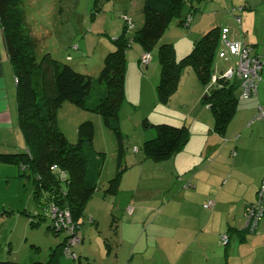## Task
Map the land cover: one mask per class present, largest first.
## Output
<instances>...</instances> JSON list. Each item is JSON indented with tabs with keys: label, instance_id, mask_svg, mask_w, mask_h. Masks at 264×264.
Returning <instances> with one entry per match:
<instances>
[{
	"label": "crops",
	"instance_id": "0c3cea01",
	"mask_svg": "<svg viewBox=\"0 0 264 264\" xmlns=\"http://www.w3.org/2000/svg\"><path fill=\"white\" fill-rule=\"evenodd\" d=\"M188 1L191 10L198 0ZM226 2L240 21L236 19V23L228 10V19L223 23H219L216 18H207L205 14L197 20L194 13L195 18L188 35L180 34L177 43L173 40L164 43H172L177 54L183 58L191 53L195 42L204 34L218 27L221 39L213 74H222L238 63L237 53L226 45L225 40L231 43L244 41L264 58V0ZM190 13L186 12L187 16ZM207 16L210 17V14ZM176 22L181 26L179 20ZM117 30L120 36L123 29ZM4 43L0 30V154L22 153L27 151V146L18 120L17 84ZM180 48L182 52H178ZM113 50L114 46L105 50L104 57ZM218 51L221 56L219 60H224L226 53L235 58L228 66L223 67L218 64ZM135 52L131 56L130 73H136L144 82L149 80L145 73L150 77L152 75L156 88L161 66L154 63L153 59L147 72L141 70L140 61L144 50L136 49ZM130 64L128 63L126 90ZM262 75L258 96L251 99L239 98L237 114L229 125L226 136L222 137L214 130L215 119L210 107L201 104L203 95L208 93L207 89L196 71L186 68L174 95L183 94L188 98L184 100V108L176 111L163 107L161 115L164 119L153 123H170V119H176L181 123L178 125H186L190 129L189 142L174 158L165 161L164 165H152L149 160L144 161L154 170L162 167V172L169 173L170 180L168 179L166 186L161 183L155 188L167 189L164 195L160 196L161 192L155 198L156 204H161L158 207L160 210L155 212L158 205L150 209L147 204L136 200L137 195L131 192L133 190L130 191L131 199L118 202L117 197L110 206L118 221L114 242L110 237L104 241L96 235L95 239L91 236V244L87 245L84 244L82 232L81 243L73 248L78 256L77 263L63 254L65 260L61 257L60 264H264V217L260 219L257 229L252 231L246 216L248 207L257 202L260 186L264 183V120L258 117L259 107H264V72ZM241 91L239 87L238 97ZM86 121L93 122L91 118ZM145 135L146 140H149L155 136V132L147 129ZM138 161L136 159L135 163ZM1 164L0 179L5 175L27 178L21 176L22 171L18 166L15 165L17 169L10 171L11 169ZM23 182L26 185L29 183L27 180ZM209 200L215 203L212 209L204 206ZM19 204L17 219L23 223L19 232L25 243L19 246L18 241L15 242L16 238H13L14 233L7 235L6 239L0 237L9 249H20L15 257L11 254L2 257L0 263H45L52 250L62 244L66 236L60 238L57 234L59 238L52 237L54 245L44 251L38 235L44 233L50 237L49 220L40 217L42 212L34 200L33 192L27 202L19 199ZM85 213L86 216L81 220V230L86 223L87 209ZM0 219L2 220V215ZM90 219L93 221L90 220L91 223L97 224L93 217ZM225 234L229 236L226 244L222 242V235ZM32 235L34 236L31 237ZM94 242L100 247L99 251L95 249ZM28 244L32 249L29 247L25 250L27 255L21 254V249ZM93 252H97L98 256L95 257Z\"/></svg>",
	"mask_w": 264,
	"mask_h": 264
},
{
	"label": "trees",
	"instance_id": "16d2710c",
	"mask_svg": "<svg viewBox=\"0 0 264 264\" xmlns=\"http://www.w3.org/2000/svg\"><path fill=\"white\" fill-rule=\"evenodd\" d=\"M188 2L145 0L143 26L131 39L126 24L123 33L114 39L116 47L107 55L100 76L94 79L49 56L38 61L37 40L27 32L25 0H0V30L14 69L18 120L27 146L26 152L0 154V162L18 166L21 176L32 180L33 197L42 212L40 217L50 220L49 230L55 234L62 232L53 229L54 222L50 216L53 208L69 210L76 229H80L87 205L100 188L105 160L95 150L92 121L80 125L76 143H72L59 128L58 112L65 103L101 115L105 125L115 131L119 142L118 174L105 192L117 194L126 152L121 110L126 103V54L130 42H138L145 53L157 50L161 66L156 88L158 104H167L178 91L187 66H192L203 86L209 88L221 39L220 28L204 34L195 42L191 53L181 59L177 58L172 43L160 45L173 21L179 20V24L184 26L188 17L186 12H191L194 17L195 11L190 10ZM239 87L238 80H222L208 91L207 98L203 100L214 116L215 132L222 137L226 136L237 114ZM143 125L155 132V136L143 144L146 159L157 163L168 161L189 142L190 129L186 125L153 124L149 119H144ZM65 236L64 242L52 250L47 262L31 264H60L68 240ZM0 264L21 263L6 261Z\"/></svg>",
	"mask_w": 264,
	"mask_h": 264
},
{
	"label": "rangeland",
	"instance_id": "374dc122",
	"mask_svg": "<svg viewBox=\"0 0 264 264\" xmlns=\"http://www.w3.org/2000/svg\"><path fill=\"white\" fill-rule=\"evenodd\" d=\"M220 1L225 2L220 3ZM144 5L145 0H25L27 32L37 40L38 48L36 54L38 61H42L46 56H49L51 59L68 64L77 72L89 75L95 79L100 76L105 65V59L109 54L104 57L103 53L113 46L114 48L116 47L114 45V39L119 37L120 34L117 29H123L124 31L127 19H130L133 26H129L127 32L129 37L133 39L137 30L143 26ZM188 7L190 8V6ZM226 10L230 11L235 21L237 18L233 15V9H230L226 0H198L193 7L197 20L201 15L205 14L207 18L218 19L219 23H223L224 20L228 19ZM208 14H210V17L207 16ZM176 21H173L169 25L160 45L165 41L172 42V40L177 43L182 33L188 35L192 27L185 25L179 26ZM4 45L6 46L5 43ZM136 49L143 50L138 42L132 40L127 51L129 55L127 56L126 54L127 69L128 63L130 64L133 58L131 56L136 54ZM219 51L218 64L223 67L228 66L235 57L226 53L224 60H219L221 57ZM178 52H182V48ZM176 55L178 59L182 58L177 52ZM153 59L154 63L160 65L157 50L153 52L151 63ZM140 67L141 70L147 72L148 67L142 65L141 61ZM188 67L194 69L192 66ZM130 70L131 64L128 70L126 103L121 112V129L124 135L126 152L124 157V170L120 177L117 194L105 192L109 187L110 181L118 174L119 142L115 131L105 125L101 115L89 113L75 105L73 106L71 103H65V106L63 105L58 112V126L72 143L78 141V129L80 125L86 122L88 118H91L95 126V150L105 157L99 181L100 188L89 201L87 205L88 214L85 220L86 223L83 226L84 229L79 230L80 237L84 235V244L87 243V245L91 244V236L95 239L97 235L104 239V241L107 237H110V240L113 239V242L116 239L118 221H116L114 214L111 212L110 206L113 205L117 197L118 202L123 201V199L128 200L131 199L132 193H134L137 195L136 200L147 204L150 209L158 205L155 208V212H157L160 210L158 207L161 204H156L155 198L159 197L161 192L162 194L160 196L164 195L167 191V189L155 190V188H157L158 184L161 185V183H164L163 186H166L169 173L162 172V167L154 170V168H150V166L144 163L146 158L143 151V144L146 141L145 133H147V129L144 127L143 121L144 119L150 118V122L153 123L164 119L161 115V110L164 109L163 107L180 111V109L184 108V100L188 98L183 96V94L182 96H179V94L174 96L176 92L167 104H158L156 88L160 79L155 88L152 75L150 77L145 73L149 80L144 82L136 73L132 75ZM151 89L152 92H150ZM204 95L203 97H205ZM203 97L201 104L210 107L203 102ZM70 107H73L75 110H72ZM169 122L161 124L182 126L178 125L181 123L176 121V119H170ZM136 159L139 160L138 163H135ZM146 160L153 163L152 165H164L166 163L162 162L161 164L151 159ZM1 165L11 169L10 171L17 169L12 164L2 163ZM143 165L145 166L143 167ZM142 173L143 177H141ZM3 177L0 179V200H2V209L0 210V217L2 215V220L0 219V237L6 239L7 235L14 233L13 238L14 240L16 238L15 242L18 241L20 246L24 242L19 232L23 223L17 219V208L20 206L19 199L27 202L28 198L31 197L33 183L28 177L23 178L12 175H5ZM23 180L29 181L28 185L24 184ZM169 192L167 196L171 193ZM131 210L130 208V212ZM21 213L26 214L25 212ZM8 215H10V218ZM91 217L96 220L97 224L91 223L93 222L90 219ZM82 232L84 233L83 235H81ZM50 233V237L44 233L38 235L41 244H43L44 249H42L44 251L54 245V237L59 238L53 231L50 230ZM59 235L61 236L60 238H63L66 234L62 232ZM95 242L93 245L99 251L100 247ZM30 246L28 244V246L23 247L21 254L27 255V253L25 254V250H28ZM30 248L32 249V247ZM19 250L17 247L9 249L8 245L0 239V260L2 257L10 254L15 257ZM93 253L95 257L98 256L97 252ZM70 259L73 260L72 258ZM97 259L99 260V258ZM77 260H73V263H77Z\"/></svg>",
	"mask_w": 264,
	"mask_h": 264
},
{
	"label": "built area",
	"instance_id": "2783aa9c",
	"mask_svg": "<svg viewBox=\"0 0 264 264\" xmlns=\"http://www.w3.org/2000/svg\"><path fill=\"white\" fill-rule=\"evenodd\" d=\"M237 20L240 21L241 19L237 18ZM192 21L193 16L189 14L186 18L185 26L190 27ZM127 26H133L130 19H127ZM225 42L228 47H232L237 53L239 57L238 63L235 67L230 68L222 74H213L207 91L214 85H218L222 80H238L242 90L239 97L240 99L257 97L259 94V84L263 81L264 58L255 53L253 47L244 41L231 43L225 40ZM152 55V52L144 53L141 58V64L148 67L152 61ZM258 117L264 120V107L262 106L259 107ZM214 205V201L209 200L204 206L207 209H212ZM50 216L54 222L53 229L57 232H64L68 236L65 255L68 258L77 260L78 256L73 252V248L81 243V237L79 235V229H76L73 222L71 212L69 210L61 211L58 208H53ZM246 216L252 231H255L260 219L264 217V183L260 186L257 202L248 207ZM228 241V234L222 235V242L226 244Z\"/></svg>",
	"mask_w": 264,
	"mask_h": 264
},
{
	"label": "water",
	"instance_id": "95a60500",
	"mask_svg": "<svg viewBox=\"0 0 264 264\" xmlns=\"http://www.w3.org/2000/svg\"><path fill=\"white\" fill-rule=\"evenodd\" d=\"M205 98H207V96H205Z\"/></svg>",
	"mask_w": 264,
	"mask_h": 264
}]
</instances>
